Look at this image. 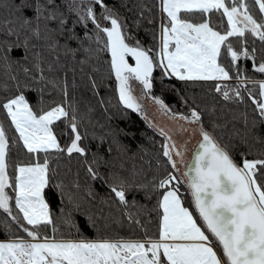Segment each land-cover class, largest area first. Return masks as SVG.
<instances>
[{
	"label": "snow or ice",
	"instance_id": "6c2138e0",
	"mask_svg": "<svg viewBox=\"0 0 264 264\" xmlns=\"http://www.w3.org/2000/svg\"><path fill=\"white\" fill-rule=\"evenodd\" d=\"M0 9L6 11L0 19V68L6 70L0 87V231L5 237L0 264H264V78L254 79L240 63L250 58L252 68L264 74V0H0ZM214 10L220 13L219 27L211 19ZM140 29L151 37L149 43L138 35ZM13 49L23 54L14 56ZM13 65L18 67L8 71ZM154 69H159L161 93L174 92L184 111L154 94ZM77 70L107 114L99 135L88 130L93 106L82 110L75 94ZM102 70L105 75L98 76ZM113 76L115 112L99 91ZM207 81L225 100L247 106L246 92L254 105L251 117L241 113L243 127L233 125L224 142L216 129L226 125L211 119L212 111L206 121L205 108L191 92ZM248 81L252 88L245 87ZM136 86L140 96L134 94ZM143 97L177 122L176 132L198 133L190 161L185 162L186 143L178 145L172 129L157 126L164 139L151 175L135 165L128 170L122 160L117 165L121 153L135 155L121 137L137 133L113 120L129 109L147 120ZM89 136L98 140L95 151L91 140L83 142ZM13 149L17 158L10 165ZM254 150L258 158H248ZM65 152L69 158L84 157L86 175L110 189L102 204L120 207L131 224L143 228L142 235H109L110 215L103 207L92 212L62 182H53L50 158ZM49 187L56 191L46 193ZM138 192L155 201L150 210ZM57 193L54 214L50 201ZM150 212L158 220L155 232L140 216L149 215L150 222ZM77 213L96 230L94 238L81 233ZM57 221L67 226V235Z\"/></svg>",
	"mask_w": 264,
	"mask_h": 264
},
{
	"label": "trees",
	"instance_id": "16d2710c",
	"mask_svg": "<svg viewBox=\"0 0 264 264\" xmlns=\"http://www.w3.org/2000/svg\"><path fill=\"white\" fill-rule=\"evenodd\" d=\"M132 2L134 3L136 2V0H132ZM146 2L151 4L153 3V0H146ZM156 2H158V0H156ZM129 7H131V4H129ZM256 13L258 16L260 15L258 6H256ZM126 14L128 16H132L133 13H126ZM5 16H6V11L4 9H0V19L4 18ZM205 18L208 17L206 16ZM211 19L214 24H217V21L220 19V13H217L214 10L213 14L211 15ZM223 20L226 24L225 17L223 18ZM129 23H131V20H129ZM158 23H159V17H157V25ZM217 26L219 27L218 24ZM138 35L143 39L145 43H149L151 40V37L147 36L143 29H140ZM256 42L258 47L259 46L258 38H256ZM73 46H75L74 42H73ZM22 54H23L22 49L19 50L13 49L14 56L22 55ZM240 63L248 68L249 70L248 74L251 75L254 79L258 80L264 78V74L259 73L252 68V61L250 58L247 61H245L244 58H241ZM17 67H18L17 65H13V68L8 71H14ZM5 71H6L5 69L0 68V87H2V82L6 80V76L4 75ZM154 74L157 77V81H156L157 87L154 89V94L162 95L166 103H168L173 108V110L184 111V107L182 103H177V97L174 92L165 91L161 93V89L159 86V69H154ZM97 75L98 76L105 75V73H103L102 70L101 73H98ZM75 81H76V88L74 91L77 98L81 100L82 110H84L88 104H91L94 108V111L91 114L93 124L88 125L89 133H91L92 131H96L97 135H99L102 131L100 125L107 124V120H106L107 114L104 112V107L98 103L99 96H94L93 93L91 92L90 87L88 86L87 77H81L78 70L75 77ZM68 82L70 85V91H72L71 73H69L68 75ZM227 82L228 81H226V83ZM8 83H12V82L8 80ZM171 83H176L174 78L171 79ZM230 83L234 85L235 82L231 81ZM114 87H115V80L113 76L111 80L105 79L99 90L100 95L104 96L105 100L111 99L110 110L113 112H115L114 106L118 104V93L114 91ZM245 87L252 88L253 83L251 81H248L246 82ZM191 92L196 95V97L198 98V103L201 105V107L205 108L206 121L209 119L207 113L209 111H212L211 119L215 120L217 123L226 125V127L224 128L216 129V135L218 136V138L221 139L222 142L227 141L229 139L230 134L234 131L233 125H235L237 128L243 127L241 113L247 111L249 117H251L252 115L251 109L254 105L252 104L251 99L247 97L246 92H245V97L248 100L247 106L244 103H237L232 100H225L222 97V95L215 92L213 81L201 82L200 84L193 86L191 88ZM3 94L4 93L0 91V95ZM30 98L32 99V102L35 103L36 93L31 92ZM120 107H123V105H120ZM166 116L169 119H172L170 115H166ZM234 117L237 118L233 119ZM2 119H3V114H0V120ZM113 124H119L121 127L128 128L130 131H135L137 133L135 138L121 137L122 143L130 145L131 151L135 153V155H127L121 153L118 157H116L117 165L122 160L128 170H130L132 166L135 165L137 169L143 168L145 171L149 172V175H151L152 174L151 170L156 167L155 161H156L157 152L160 151L161 143L164 139L160 135V133L156 130V127L152 125V122L149 121V119L146 120L144 116L141 115V113L135 112L134 110L131 109L127 110L126 116H120L117 119H114ZM209 127L211 128L210 124ZM83 130L84 129L82 126L81 131L83 132ZM141 133H143V135H141ZM65 138L66 137L61 138V143H64ZM90 140H91V136L85 138L83 142L85 144H89ZM235 142L239 143L238 140ZM97 143L98 140H91L90 147L92 151L96 150ZM103 147L104 149L107 148V142L104 143ZM256 148L258 149L259 145H257ZM11 155L13 159L9 161L10 165L17 158L15 149H13ZM87 155L90 158L91 152H89ZM237 158H239L238 155ZM248 158L250 159L258 158L257 151L254 150L253 153L250 154ZM50 167L56 170L55 174H52L53 182L55 183L62 182L66 191L70 193H74L77 198L81 199L84 202V207L90 208L92 212L98 211L100 207L104 208L105 214L110 215V228L108 229L109 235H115L116 233H119L121 235H127L130 232H135L137 235L143 234V228L131 224L130 221L128 220L127 214L122 213L120 207H116L115 205H113L111 208H109L107 204H102V199L110 193V189L106 184H103L100 179L91 180L86 175L88 165L85 163L83 156L77 153H73L71 155V158H69V155L67 154V152H65L63 155L59 157L56 156L51 157ZM104 170H105L104 167H102L101 171L103 172ZM10 171H11V167H10ZM77 183H79L80 185L79 188H76L75 186ZM54 191L56 190L51 187L45 189L46 193L54 192ZM10 195L14 196V193H12L11 190H10ZM136 197L141 203L147 205V208L149 210L152 208V206L155 203L154 200L151 203L146 201L143 197L142 192L136 193ZM128 198L129 199L132 198V193H129ZM88 201H91V206L88 204ZM58 205H59V195L57 193V198L55 200L50 201V207L52 208L54 214H58L59 211ZM150 215L152 219L149 222V215L144 213L140 214L141 218L145 222H147V227L149 228V230L151 232H155L158 223V220L156 219V213L150 212ZM76 221L82 234L88 236L89 238H94L96 236V230L91 227L90 223H88L85 216H83L80 213H77ZM57 223L59 227L65 229V234L67 235L68 234L67 226L60 225L59 221H57ZM48 232L51 233V226H49ZM71 232L73 235H75L76 229L75 228L71 229ZM0 238H5L2 231H0Z\"/></svg>",
	"mask_w": 264,
	"mask_h": 264
},
{
	"label": "rangeland",
	"instance_id": "374dc122",
	"mask_svg": "<svg viewBox=\"0 0 264 264\" xmlns=\"http://www.w3.org/2000/svg\"><path fill=\"white\" fill-rule=\"evenodd\" d=\"M134 94L137 96L141 95L138 86L134 87ZM140 103L142 105L143 111L147 115V119L152 122V125H154L155 127L159 126L161 128H164L166 132L169 129H172V135L173 138L177 141V144L182 145L186 143L187 151L185 152V162L187 163L191 158L193 149L200 139L198 133L194 132L193 128H189L187 132L183 133L176 132L175 129L178 128L177 122L173 119H169L166 115H164L159 110L158 106L151 101L150 97H143L140 100ZM183 170L184 167L181 166V172H183Z\"/></svg>",
	"mask_w": 264,
	"mask_h": 264
},
{
	"label": "water",
	"instance_id": "95a60500",
	"mask_svg": "<svg viewBox=\"0 0 264 264\" xmlns=\"http://www.w3.org/2000/svg\"><path fill=\"white\" fill-rule=\"evenodd\" d=\"M197 145V144H196ZM195 148H196V146H195ZM195 148L193 149V151H192V154H191V158H190V160L192 159V156H193V153H194V151H195ZM189 160V161H190ZM184 171V170H183Z\"/></svg>",
	"mask_w": 264,
	"mask_h": 264
}]
</instances>
